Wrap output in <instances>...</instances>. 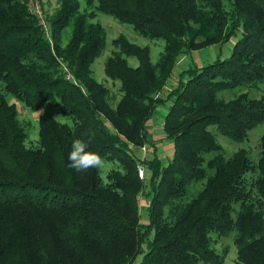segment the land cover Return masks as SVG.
Wrapping results in <instances>:
<instances>
[{
	"label": "trees",
	"instance_id": "obj_1",
	"mask_svg": "<svg viewBox=\"0 0 264 264\" xmlns=\"http://www.w3.org/2000/svg\"><path fill=\"white\" fill-rule=\"evenodd\" d=\"M32 2L0 0V264H223L214 243L229 236L237 264H264V134L255 165L245 149L226 157L216 140L243 142L264 124V92L218 97L264 82V0H86L89 15L78 0H58L45 18ZM97 13L164 41L152 66L146 48L112 40L118 53L105 74L121 85L112 109L90 70L106 39L89 22ZM233 38L229 57L183 70L167 87L181 57ZM12 100L31 112L54 108L64 122L44 112L28 146ZM165 103L173 156L137 159ZM75 139L109 165L107 187L96 169L68 166ZM140 164L149 180L138 178Z\"/></svg>",
	"mask_w": 264,
	"mask_h": 264
},
{
	"label": "rangeland",
	"instance_id": "obj_2",
	"mask_svg": "<svg viewBox=\"0 0 264 264\" xmlns=\"http://www.w3.org/2000/svg\"><path fill=\"white\" fill-rule=\"evenodd\" d=\"M33 2L31 7L36 5L39 7L42 18L45 16H51L59 8L58 0H36ZM79 2V12L81 14L89 15L91 9L88 8L86 0H78ZM91 23H100L105 29L106 39L105 45L100 53V55L95 59L94 63L91 65V75L97 84L102 86L106 91H108L107 102L109 105L107 107L112 109L115 104L119 101L121 97L120 88L121 85L118 81L110 79L105 74V64L106 61L113 56L114 53H118L116 49L112 46L111 42L113 39L119 35L124 36L128 43L136 45L138 47L146 48L149 55V61L152 66L158 65L161 59V54L163 53L164 41L147 39L136 32H134L131 27L127 24L119 23L111 16L102 15L97 13L95 18L89 19ZM47 26V25H46ZM71 36V29H67L62 34V44L65 45ZM235 39H231L229 42L219 45H214L202 50L194 51L189 55H185L179 59L175 65L172 76L167 82V87L176 84L177 75L183 71L190 68L202 67L214 63L217 59L223 60L230 56L231 49ZM131 65H135L134 59L128 60ZM176 78V79H175ZM166 87V88H167ZM247 92L250 97L260 96L264 92V82L258 85V88L252 91L244 90L242 88H235L229 91L221 92L218 94L219 98L225 100L231 99L239 94ZM164 98V97H163ZM16 104V108L19 111L20 119L23 123H27L28 130V146L36 145L38 141V118L44 112L50 113L55 119L59 116L56 109L52 108H41L36 112H31L23 107V105L12 100ZM107 104V103H106ZM169 103H165L164 106L159 107L153 114L152 118L147 123V131L149 134V139L153 140V143H149L146 146H140L133 150L137 159L143 160L144 157L152 159L156 157L163 164L169 162L173 156V144L167 141L163 137L162 123L164 114L167 110ZM58 121L64 122L63 118L56 119ZM264 134V124L257 126L255 129L250 131L247 138L243 142H234L223 136H216L217 143L223 148L225 156L229 157L237 150L245 149L248 153V157L251 163L255 165L258 161L259 154L261 152L260 138ZM110 170L109 165H107V171ZM150 173L145 169V180H149ZM144 196L139 198V205L141 206L142 221H144L145 216L143 215V207H145ZM214 250L219 256L224 258L223 264H237V250L233 243V237L229 236L226 238H219L215 240ZM203 264V263H200Z\"/></svg>",
	"mask_w": 264,
	"mask_h": 264
},
{
	"label": "clouds",
	"instance_id": "obj_3",
	"mask_svg": "<svg viewBox=\"0 0 264 264\" xmlns=\"http://www.w3.org/2000/svg\"><path fill=\"white\" fill-rule=\"evenodd\" d=\"M61 116L55 118L59 119ZM89 142L75 139L72 142L71 151L68 154L69 167L77 172L86 173L90 169H96L102 181L101 187H107L106 161L98 154L88 150Z\"/></svg>",
	"mask_w": 264,
	"mask_h": 264
},
{
	"label": "built area",
	"instance_id": "obj_4",
	"mask_svg": "<svg viewBox=\"0 0 264 264\" xmlns=\"http://www.w3.org/2000/svg\"><path fill=\"white\" fill-rule=\"evenodd\" d=\"M34 2H37L36 0H34ZM33 3V2H32ZM31 3V4H32ZM32 10H34L36 13H38L40 16H41V12H37V10L39 11V7L36 5L34 8L32 7ZM67 78L69 79L70 76H67ZM144 173H145V170H144V167L143 165H138L137 166V176L139 179H143L144 177Z\"/></svg>",
	"mask_w": 264,
	"mask_h": 264
}]
</instances>
